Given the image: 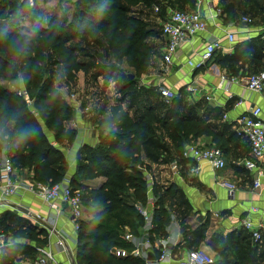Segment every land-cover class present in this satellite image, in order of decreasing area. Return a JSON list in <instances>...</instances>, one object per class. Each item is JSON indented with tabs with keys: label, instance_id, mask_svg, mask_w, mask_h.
<instances>
[{
	"label": "trees",
	"instance_id": "16d2710c",
	"mask_svg": "<svg viewBox=\"0 0 264 264\" xmlns=\"http://www.w3.org/2000/svg\"><path fill=\"white\" fill-rule=\"evenodd\" d=\"M239 1L232 0V3L224 6L223 0H220L221 14L226 13V20L235 17V4ZM250 1L259 7L258 0ZM139 2L151 5L154 0H77L71 21L59 15L49 16L45 25L42 23L44 11L38 7L39 15L37 9L32 8L27 15L31 23L30 33L25 34L21 32L15 17L14 1L0 0V139L14 143V153L10 155L17 169L32 171L33 179L38 182L54 184L61 181L68 169V158L52 139L63 143L73 141L78 134L76 128L66 124L73 106L49 75L44 62L47 50L57 55L59 64L65 66L69 77H73L74 72L86 73L90 67L87 61L80 58L77 41L83 36L103 35L117 60L129 58L135 73L127 74L128 81L122 84L121 93L129 91L135 84V75L144 73L151 65L154 52L147 39L152 35V30L148 29L144 19L128 14L127 9V5ZM188 3L193 4L194 0H176L175 4L178 9L189 11L182 8ZM171 5H166L165 18ZM158 7L161 12V7ZM20 8L23 11L25 5L21 4ZM242 43L246 46L248 42ZM130 74H134V77L131 78ZM18 76L24 80L21 88L27 89L32 103L18 90L1 83L3 77L12 79ZM182 106L180 101H174L160 117L150 104L134 117L118 103L112 107L109 115L98 119V141L94 146H83V153L78 157L77 168L71 178L74 189L88 190L86 194L81 192V195L83 210L91 214L90 218L81 219L77 230V264H147L145 257L130 252L119 255L115 251L120 248L132 250L133 244L125 239L126 232L136 235L144 232L145 219L137 204L148 200L146 175L147 172L152 173V169L144 161L142 150L146 142L157 134L158 127H162L176 146L181 147L182 156L185 146L194 143L190 142V134L194 137L202 134L212 136L218 147H228L229 139L217 133L209 124L188 114L177 113L176 109ZM100 176L105 177L101 185L91 188L84 185V180ZM153 196L155 207L150 232L152 239L156 240L169 236L172 215L156 182ZM207 224L208 221L192 230L183 219L181 232L189 244L188 249L200 246L203 240L200 234L205 232ZM243 232H232L220 244H217V238L211 241L219 255L216 264H257L252 258L254 251L251 247H247L242 254L229 251L240 250L237 241L232 246L236 239L248 240L249 235ZM25 235L42 246L49 242L45 228H28ZM159 252L155 249L154 257Z\"/></svg>",
	"mask_w": 264,
	"mask_h": 264
},
{
	"label": "crops",
	"instance_id": "0c3cea01",
	"mask_svg": "<svg viewBox=\"0 0 264 264\" xmlns=\"http://www.w3.org/2000/svg\"><path fill=\"white\" fill-rule=\"evenodd\" d=\"M258 1L259 7H256L250 0H240L235 4V17L233 19L226 20V13L211 17L208 30L196 34L180 46L169 70H163L162 67L164 65L163 54L166 47V37L161 28L163 45L158 66L162 73L158 75L153 72L149 73L148 75L151 76L150 83L156 84L162 97L164 96L160 92L161 85L170 87L175 91L179 90V96L174 101H180L183 106L176 109L177 113L188 114L205 122L217 133L229 139L228 147L222 148L226 166L220 170H214L209 163H202L199 170L192 173L190 167L196 165L197 162L193 158L185 157L184 153L182 156L181 147H177L164 130L165 135L160 131L162 127H158L157 134L146 142L142 150L143 159L151 165V169L155 172L157 189L159 193L164 195L166 207L172 215V222L168 231L170 237L174 236L177 240L173 249L179 257L189 248V244L187 245V241L181 232V222L185 219L192 230L198 229L201 224L208 221L205 232L200 234V237L203 235L200 244H206L211 252L216 255V258L218 252L212 247L211 241L214 242L217 238L216 242L220 244L232 232L243 230L244 235L246 233L249 235L248 240L236 239L232 246L234 247L237 241L240 250L229 249V251L235 250L242 254V252L247 251V247H251L254 251V257H252L255 259L254 262L264 264V238L260 241L254 240L251 232L241 225L242 220L246 217H249L255 224L264 223V176L261 185L256 187L254 184L257 178L256 169H249L241 163L244 158L250 157L251 145L248 138L243 134L239 122L240 115L255 106L262 107V116H264V91H250L241 83H233L230 87L232 95L230 97V91L220 87L223 75L264 71V0ZM223 2L226 6L232 3V0H223ZM202 7L207 15H211L217 8L222 7V4L220 5V0H204ZM244 16L252 17L253 23L247 24L242 20ZM229 30L236 33V41L233 44L225 39ZM222 36L223 48L217 52L216 58L207 66L194 70L187 64V60L194 50H199L207 41ZM246 41L248 43H245L246 46H244L242 42ZM115 72L119 75L118 70ZM115 76L112 79L113 83L114 80L118 81ZM189 85L204 88L202 94L197 93L196 96H193L188 90ZM19 86L21 87V85ZM117 94L121 96L120 102L117 103H122L124 108L134 117L141 113L137 112L139 106L146 107L151 104L155 107L157 103H153L154 99H150L149 103L147 100L144 102L143 99L142 104L139 105L142 99L139 97L137 99L138 105H136L134 104L135 100L129 99L130 97L125 93L122 94L121 90ZM167 100L168 103L173 101ZM240 100L243 101L238 103ZM77 104L75 102L74 105L77 111H75V122L68 125L78 130L77 137L70 145L71 150L75 152L81 151L85 145L94 146L98 141L97 124L92 125L90 117L92 113L89 109L90 106L88 107L89 104L83 100H78ZM107 105L108 110L106 112L98 111L94 116L97 117L100 112L104 116L109 115L111 112L110 104ZM156 112H158L157 109ZM52 142L56 144L53 139ZM190 142L199 146H218L212 136L205 134L197 137L190 134ZM13 145L12 141L0 139V161L4 150L13 155ZM77 159L74 156L69 160L72 174L76 171ZM173 161L180 164L179 176L175 175L171 168ZM259 163L264 169V154ZM160 171L162 172L161 181ZM1 176L0 169V185L2 183ZM15 176L25 182L34 180L33 172L28 170L17 169ZM218 176L234 182L237 189L230 193L228 187H224L216 181ZM97 179L99 182L96 186L101 185L105 177L100 176L84 180V182H89V188L96 187L95 185L92 186L91 181ZM55 205V207L52 206L40 196L27 190H20L7 198L1 195L0 190V264H40L39 258L42 253L38 247L42 245L25 235V232L28 228H35L36 230L45 228L41 225L45 224L42 222L44 217L55 219L56 230L66 232H64L66 234L65 249L57 245V234L52 233L49 236V242L44 246L51 250L54 256L48 261V264H77V230L73 224L71 209L67 204L60 201H57ZM38 215L42 217H38ZM90 217L91 214L83 210L82 219L86 220ZM29 250L32 252H27ZM120 250L130 252L124 248H120ZM216 262L217 260L215 264Z\"/></svg>",
	"mask_w": 264,
	"mask_h": 264
},
{
	"label": "built area",
	"instance_id": "2783aa9c",
	"mask_svg": "<svg viewBox=\"0 0 264 264\" xmlns=\"http://www.w3.org/2000/svg\"><path fill=\"white\" fill-rule=\"evenodd\" d=\"M203 1L204 0H197L196 10L188 11L172 7L167 9V16L162 24V32L166 37V47L163 54L164 70L170 69L177 51L184 42L190 40L196 34L208 30L209 19L221 15L222 9L220 7L211 15H207L202 9ZM158 9L159 7L156 6V10ZM242 20L249 25L254 21L250 16H244ZM225 39L230 44L235 43L236 33L229 30L225 35ZM222 48L223 36L215 37L207 41L201 49L194 50L187 60V64L194 70L202 69L215 59L217 52ZM233 83H241L250 91H264V71L258 73H242L240 75H223L220 87L224 88L226 91H230V87ZM203 89L204 88L197 85L188 86V90L193 96H196L197 93L202 94ZM160 92L169 100L176 95L174 89L163 85L160 86ZM18 93L24 96L29 103H32L27 89L20 87ZM229 96H232L231 91ZM242 101L243 100H240L238 103ZM239 122L243 134L248 138L251 145L250 157L244 158L241 163L249 169H256L257 178L254 184L258 187L261 185V180L264 176V169L259 163L261 156L264 154V116H262V107L255 106L243 112L239 117ZM184 156L193 158L197 162L196 165L190 167L192 173H196L202 163H209L214 170H220L226 166L223 150L218 146H199L195 143H191L186 146ZM171 168L174 174L179 176V162L173 161ZM0 169L2 172L0 190L4 198L15 195L20 190H27L40 196L54 207L57 201H60L70 207L74 227L76 230L79 229L83 215L82 195L78 189L73 188L69 177L65 176L61 181L54 184L38 182L36 180L32 182L22 181L15 176L17 168L14 165L12 156L6 150L3 151L1 157ZM146 178L148 180V200L146 203L137 204L138 210L145 219L144 232L138 235L130 231L126 232L125 239L132 242L134 245L130 253L145 257L147 259V264H170L173 262L175 264H214L216 261L214 256L202 247L185 250L179 257L173 249L174 245L177 243L174 236L170 237L169 235L168 237L158 238L156 240L152 239L150 231L153 228V211L155 207L153 185L155 181L154 175L150 172H147ZM216 181L220 185L228 187L230 193H233L237 189V185L234 182L224 177L218 176ZM38 217L42 216L38 215ZM42 220L45 224L41 225L49 231L48 237L52 233L57 234V245L65 249L66 232L64 231V233L63 231L56 230L55 219L44 217ZM241 225L251 232L254 240L260 241L264 238V223L255 224L249 217H246L242 220ZM169 244H172V247H169ZM155 249L160 251L159 255L154 258H148L149 253H154ZM38 250L42 253V256L39 258L40 264H48V261L53 259L54 255L52 251L46 246H40ZM127 253L129 252L125 250H117V254L119 255H126Z\"/></svg>",
	"mask_w": 264,
	"mask_h": 264
},
{
	"label": "rangeland",
	"instance_id": "374dc122",
	"mask_svg": "<svg viewBox=\"0 0 264 264\" xmlns=\"http://www.w3.org/2000/svg\"><path fill=\"white\" fill-rule=\"evenodd\" d=\"M13 1L14 7L16 9L15 17H17L19 21L18 26L21 32L26 34L30 33L29 31L31 28V23L28 20L27 16L28 11L30 9H37L36 13L39 15V8L44 11L43 13L45 15L42 18V23L44 25L47 23V19L49 18V16L59 15L67 18L68 21H71L73 19V13L76 7L77 0ZM196 1L197 0H194L193 4H184V7L182 8L196 10ZM170 3H173L174 5H171ZM175 3L176 0H154V3L151 5H146L143 2L127 5L128 14L144 19L147 23L148 29L152 30V35H150V37L147 39V43H149V45L151 46V50L154 53L152 55L151 65L145 70L144 73L135 75L134 86L130 87V90L124 93L130 97L129 99H134L135 103H133L136 105H138L137 99L139 97H142L139 105L142 104L143 99L144 102L147 100V103L150 102V99H154L153 103L155 104L157 102L155 105V109L158 110L157 113L160 117H163L165 112L168 110V107H171L174 101L172 103H168V100L161 96L156 84L150 83L149 79L151 78V76H149L148 74L151 72L156 73L155 75L162 73V70L159 69L158 63L162 53L161 50L163 45V39L161 35V27L165 19L163 13L166 10V5H171L172 8L178 9L179 7H177V4ZM21 4L25 5V9H23V11L20 8ZM157 4L161 7V12L159 10L160 8L156 10V6H158ZM77 42L80 45V58L90 64L88 72L85 73L84 71H77L74 72L73 77H69L68 72L65 70V66L59 64L60 62L57 60V55L52 54L51 50H47L44 62L48 67L49 75L54 79L55 85L59 87V91L74 108H72V110L69 112V119L66 121V124L71 125L75 122V115L77 112L76 107L74 106L75 102L77 104L78 100H83L86 102V104H89L88 107L90 106L89 109L92 113L90 114V117L92 120V125L94 126L98 123V119L104 116V114L101 112L97 117L94 116L97 114L98 111L106 112V110H108L107 104H110L109 109H112V107L118 104V101L120 102L119 99L121 96L117 93L120 91L121 86L123 84L121 82L128 81L127 74L134 73V70L129 58H124L123 60L119 61L117 60L116 56L107 46L104 36L101 34H99L97 37L83 36ZM162 67H164V65ZM117 70L119 71V75L115 74L117 73L115 72ZM114 75H116L115 79H117L118 81L116 82L114 80L113 83L112 79ZM1 83L5 87H8L12 90H18L20 87L19 85L24 84V80L20 76L12 79H5L3 77ZM178 91L179 90H176L175 92H177L176 95L179 96ZM171 101L172 100H170L169 102ZM77 106L79 105L77 104ZM84 109L85 111H87L85 107ZM143 109L144 107L143 105H141L139 106V108H137V112L140 113L143 111ZM160 131H162V133L165 135L163 129L160 128ZM73 141H65L63 143L56 142V145L60 146L63 149L62 151L64 153V156L68 158V163L72 157H80V154L82 152L80 150L78 152L71 150L70 145ZM67 167L68 169L64 176L69 177L71 179L74 174L70 172V163ZM151 172L154 175V181L156 182L157 179L155 176V172H153V170H151ZM161 173L162 172L160 171V181L162 179ZM91 182L93 183L92 186H96L99 182V179ZM88 183L89 182H84V185L88 187ZM87 191L88 190H86V188H83L80 192L86 194ZM196 247H202L209 251L218 263L219 255H217L216 258V255L211 252L210 248L206 244L202 243L200 244V246L196 245Z\"/></svg>",
	"mask_w": 264,
	"mask_h": 264
},
{
	"label": "water",
	"instance_id": "95a60500",
	"mask_svg": "<svg viewBox=\"0 0 264 264\" xmlns=\"http://www.w3.org/2000/svg\"><path fill=\"white\" fill-rule=\"evenodd\" d=\"M130 77L133 78L134 74H130ZM169 247H172V244H169ZM148 258H154V254L153 253H149Z\"/></svg>",
	"mask_w": 264,
	"mask_h": 264
}]
</instances>
